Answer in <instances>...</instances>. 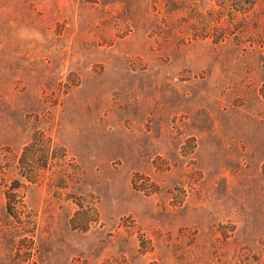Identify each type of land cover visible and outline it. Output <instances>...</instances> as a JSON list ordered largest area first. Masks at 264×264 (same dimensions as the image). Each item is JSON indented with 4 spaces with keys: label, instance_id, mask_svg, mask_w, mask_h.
I'll use <instances>...</instances> for the list:
<instances>
[{
    "label": "rangeland",
    "instance_id": "rangeland-1",
    "mask_svg": "<svg viewBox=\"0 0 264 264\" xmlns=\"http://www.w3.org/2000/svg\"><path fill=\"white\" fill-rule=\"evenodd\" d=\"M0 264H264V0H0Z\"/></svg>",
    "mask_w": 264,
    "mask_h": 264
}]
</instances>
